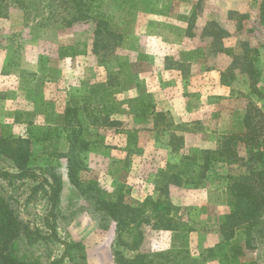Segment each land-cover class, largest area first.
Here are the masks:
<instances>
[{"label":"rangeland","instance_id":"rangeland-1","mask_svg":"<svg viewBox=\"0 0 264 264\" xmlns=\"http://www.w3.org/2000/svg\"><path fill=\"white\" fill-rule=\"evenodd\" d=\"M42 2L30 19L17 5L0 17V134L7 125L16 137H26L31 124L40 135L30 146L29 170L36 178L0 179V194L19 220L41 232L42 239L30 247L23 243L20 253L44 264L61 259V264H116L114 251L127 258L137 254L117 244V224L70 182L69 161L83 181L97 182L114 197L123 186L125 203L136 207L160 197V175L171 166L177 165L173 172L186 166L197 172L203 152L217 150L220 138L255 133L257 141L237 144L238 160L213 165L199 188L169 186L170 200L191 231L143 227L140 252L182 250L200 264H220L206 258L212 243L207 236L216 241L221 220L231 211L227 177L264 169V25L256 19L261 0H98L92 15L99 14L115 34L103 35L108 46L98 50L96 20L57 24L49 1ZM210 23L229 33L222 47L231 54L220 52L212 37L200 36ZM245 51L256 59V86L242 68ZM62 52L73 56L61 57ZM148 102L164 122L135 115ZM75 108L73 126L64 128L66 110ZM50 124L57 130L48 134ZM80 127L79 142L71 148L68 136ZM172 133L182 139L175 141L177 153L169 146ZM0 169L19 172L4 156ZM55 178L61 193L50 215L46 181L53 184ZM191 210L197 221L186 220ZM253 237L250 247L244 236L237 238L245 251L240 261L264 264V229ZM124 241L131 243L132 237L125 235ZM64 243L78 246L65 256Z\"/></svg>","mask_w":264,"mask_h":264},{"label":"trees","instance_id":"trees-1","mask_svg":"<svg viewBox=\"0 0 264 264\" xmlns=\"http://www.w3.org/2000/svg\"><path fill=\"white\" fill-rule=\"evenodd\" d=\"M45 1L47 3L49 1L47 7L51 10V17L57 24L73 25L77 21L89 18L96 20V50L101 47L107 48L108 46L103 35L108 36V38L115 36L111 29L108 28V25L97 17L99 14L95 16L96 18L92 15L95 12L94 8H96L93 6L98 0ZM42 4V0H0V17L7 16L9 6L17 5L25 12L26 18L30 19L32 12L38 10L40 12L39 8H42ZM39 12L36 15H39ZM258 22L264 25V0H261ZM202 36L212 37L213 45L221 47L219 49L221 50L220 52L231 54L230 51L222 47V41L229 37V33L221 29L216 23L208 24L204 28ZM100 44L103 45L100 46ZM253 53L258 54V51ZM60 56L70 57L73 54L62 52ZM240 59L244 61L242 65L243 71L249 74L252 85L256 86L260 77L255 65L256 59L249 56L248 53ZM179 66L182 67L181 65ZM78 112V108L66 110L64 128L71 129ZM135 115L143 119L153 118L156 125L165 120L161 113H156L155 107L151 102L142 103ZM249 119V115L245 117V123L250 130L251 122ZM29 126L32 127L27 130L26 137H16L10 126L6 125L3 128L0 134V156L9 159L19 172L13 174L0 169L1 180L36 178V175L29 170L31 162L30 146L32 138L36 137L37 139L40 135L34 133V128L36 127L31 124ZM80 130L81 127L79 131H72L68 136V140L73 144L71 148H76L81 134ZM49 132H51L50 128L47 129L48 134ZM248 136L232 135L220 138V145L217 150L203 152L202 165L198 166L199 171L197 172L191 170L190 166H186L185 171L173 172L172 169L177 168V165L171 166L172 169L170 171L160 175L157 186L160 197L157 200L147 198L136 207L125 203L123 186L119 187L116 197H114L112 193L103 189L97 182L83 181L78 174V170L70 161L68 176L70 182L79 193L92 200L98 212L103 213L117 224V244L130 251L137 252L134 257L127 258L121 251H114L116 264H180L181 262L183 264H200L196 259H189L188 253L182 250H169L155 254L140 252L145 240L143 227L152 226L156 231L172 233H187L191 231L192 228L188 227V224L185 223L180 215V208L175 206L170 200L169 186L183 187L189 185L195 189L199 188L208 178L209 171L213 165L229 164L238 160L236 146L239 142L249 144L250 140L253 142L257 141L255 133L250 135L249 138ZM170 137L169 146H172L173 153H177L179 147H176L175 141L180 140L179 142H182V139L178 138L174 133ZM258 156L259 159L263 158L261 153ZM227 180V206L231 208V211L223 217L220 223V234L223 240L206 251V258L218 260L220 264H255L253 262L242 263L240 261V258L245 256V251L237 238L241 235L244 236L246 247H250L254 232L258 229L259 232L264 229L262 223L264 218V169L252 171L249 175L228 176ZM46 184L51 189V215L59 203L61 181L55 178L53 184L48 183V181H46ZM47 224L53 231L54 228L49 223V217L47 218ZM40 234V231L29 230L19 220L11 203L8 202L4 195L0 194V264H44L38 259H32L27 254L20 253L23 243L29 247L33 246L39 239H42ZM125 235L132 237L131 243L124 241ZM53 236L61 242L55 233H53ZM64 245L66 246L65 256L71 253L72 247L78 246L74 243H64ZM184 254L186 255L183 256ZM181 256H183V260L180 259ZM61 260L53 261L51 264H61ZM186 260L188 262H185Z\"/></svg>","mask_w":264,"mask_h":264},{"label":"crops","instance_id":"crops-1","mask_svg":"<svg viewBox=\"0 0 264 264\" xmlns=\"http://www.w3.org/2000/svg\"><path fill=\"white\" fill-rule=\"evenodd\" d=\"M234 10H236V9H231V8H228V11H229V13H231V12H234ZM228 13V14H229ZM259 13V12H258ZM256 19H258V17L256 18ZM258 22V21H257ZM203 31H204V28L202 29V32H201V35L200 36H202V34H203ZM203 37V36H202ZM175 60H178V59H176L175 58ZM180 74V73H179ZM178 77H181V76H178ZM41 99V98H40ZM40 99L37 101L36 100V103L38 102V103H40ZM42 102V101H41ZM37 103V104H38ZM43 103V102H42ZM51 125V124H50ZM51 126H53V127H50V131H52V130H56V125L55 124H52ZM56 126V127H55ZM38 128V127H37ZM190 206H192V205H190ZM196 208V207H195ZM187 218H186V220L188 221V222H194V221H197V219H198V215H195L194 214V211H190V212H188L187 213ZM212 238V239H211ZM207 240L208 241H211L212 240V243H210V245L208 246V248H213V247H215V245H217L218 243H220L222 240H223V238H222V236L220 235V234H218L217 236H216V241H214L213 242V240H214V237H208L207 236Z\"/></svg>","mask_w":264,"mask_h":264}]
</instances>
